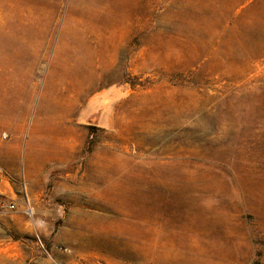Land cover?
<instances>
[{"label": "rangeland", "instance_id": "rangeland-1", "mask_svg": "<svg viewBox=\"0 0 264 264\" xmlns=\"http://www.w3.org/2000/svg\"><path fill=\"white\" fill-rule=\"evenodd\" d=\"M236 2L0 0V264H264V0Z\"/></svg>", "mask_w": 264, "mask_h": 264}, {"label": "trees", "instance_id": "trees-1", "mask_svg": "<svg viewBox=\"0 0 264 264\" xmlns=\"http://www.w3.org/2000/svg\"><path fill=\"white\" fill-rule=\"evenodd\" d=\"M254 1H257V0H237L236 4H235V8L239 7V6H242L244 4H248V3H252Z\"/></svg>", "mask_w": 264, "mask_h": 264}, {"label": "built area", "instance_id": "built-area-1", "mask_svg": "<svg viewBox=\"0 0 264 264\" xmlns=\"http://www.w3.org/2000/svg\"><path fill=\"white\" fill-rule=\"evenodd\" d=\"M3 176H4V168H3L2 164L0 163V181L2 180V177H3ZM9 206H10L11 208L14 207L13 204H10Z\"/></svg>", "mask_w": 264, "mask_h": 264}, {"label": "crops", "instance_id": "crops-1", "mask_svg": "<svg viewBox=\"0 0 264 264\" xmlns=\"http://www.w3.org/2000/svg\"><path fill=\"white\" fill-rule=\"evenodd\" d=\"M1 94L4 95L5 94V91L1 90V88H0V98H1ZM1 182H2V180L0 181V187H1Z\"/></svg>", "mask_w": 264, "mask_h": 264}]
</instances>
